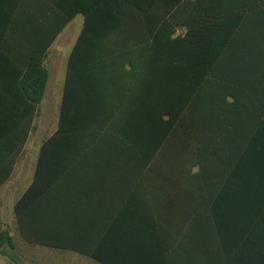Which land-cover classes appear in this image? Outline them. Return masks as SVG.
<instances>
[{"label": "crops", "instance_id": "obj_1", "mask_svg": "<svg viewBox=\"0 0 264 264\" xmlns=\"http://www.w3.org/2000/svg\"><path fill=\"white\" fill-rule=\"evenodd\" d=\"M0 195L57 264H264V0H0Z\"/></svg>", "mask_w": 264, "mask_h": 264}, {"label": "trees", "instance_id": "obj_2", "mask_svg": "<svg viewBox=\"0 0 264 264\" xmlns=\"http://www.w3.org/2000/svg\"><path fill=\"white\" fill-rule=\"evenodd\" d=\"M205 70V69H204ZM209 69H206V72ZM37 79L31 83L30 85V91H31V97L29 100L30 103V117H29V128L30 131L33 129V122L36 116V111L39 107V105L42 103L45 89L48 83L49 79V73L45 68H39L37 72L35 73ZM174 99L172 100L171 109L167 110V113L172 118V121L174 124L180 121L182 112L187 108V101L186 99L181 98V81L175 82L174 85ZM66 101L67 98L65 97L63 102V119H64V109L66 107ZM26 135L23 138L22 144L24 145L26 142ZM16 213L19 217V209L18 206H16ZM7 248H10L12 250L16 249V242L13 236H11V233L7 229H0V255L6 257L9 259L11 263L19 264L15 261V259L11 256H9L7 252Z\"/></svg>", "mask_w": 264, "mask_h": 264}, {"label": "rangeland", "instance_id": "obj_3", "mask_svg": "<svg viewBox=\"0 0 264 264\" xmlns=\"http://www.w3.org/2000/svg\"><path fill=\"white\" fill-rule=\"evenodd\" d=\"M17 198L18 196L0 195V229L6 228L12 231L16 242V249H6L9 256L13 257L19 264H57L56 260L53 259L55 255L52 252L45 249L23 247L21 244L14 210V203ZM0 264L15 263H11L8 258L0 255Z\"/></svg>", "mask_w": 264, "mask_h": 264}]
</instances>
